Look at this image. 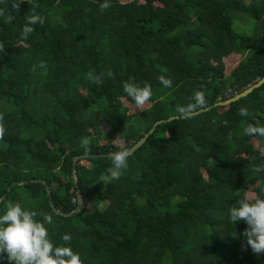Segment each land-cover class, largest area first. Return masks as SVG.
<instances>
[{
  "label": "trees",
  "instance_id": "trees-1",
  "mask_svg": "<svg viewBox=\"0 0 264 264\" xmlns=\"http://www.w3.org/2000/svg\"><path fill=\"white\" fill-rule=\"evenodd\" d=\"M247 1L110 0L101 11L104 0H23L19 9L12 7L18 0H0V113L6 127L0 214L6 203L19 202L37 219L41 212L50 215L49 238L59 246L69 234L83 264H264V253L242 247L246 223L229 217L247 190L264 198V170H254L264 167V138L243 134L250 123L264 125V81L214 106L264 77V0ZM33 11L45 22L32 25L24 39L21 31ZM235 13L255 21L257 32L232 31ZM246 50L224 74L222 58ZM91 70L103 73L101 84L86 79ZM161 75L171 87L158 80ZM130 77L149 83L153 93L133 117L121 111L120 101L135 104L123 90ZM197 90L205 91L206 111L155 126L122 176L101 180L112 166L106 154L118 150L113 135L130 147L156 121L178 116L177 106L191 102ZM241 107L248 116L239 114ZM98 120L108 127L106 135ZM84 138L90 140L88 155ZM80 155L75 187L71 160ZM15 181L26 183L7 192ZM76 189L82 211L55 215L49 201L59 212H71ZM90 200L104 207L85 212ZM0 264H9L6 254Z\"/></svg>",
  "mask_w": 264,
  "mask_h": 264
},
{
  "label": "clouds",
  "instance_id": "clouds-1",
  "mask_svg": "<svg viewBox=\"0 0 264 264\" xmlns=\"http://www.w3.org/2000/svg\"><path fill=\"white\" fill-rule=\"evenodd\" d=\"M23 0L12 5L13 8L19 9ZM111 7L110 0H104L99 5L101 11ZM13 17H7L8 22H11ZM45 18L33 11L27 16L26 23L21 31V36L27 39L34 31L32 25L43 24ZM5 50V46L0 42V52ZM40 68L46 69V64L40 62ZM37 65H33L35 71ZM89 82L101 84L103 82V73L97 75L95 70H91L85 74ZM111 71L108 76L112 77ZM158 80L164 87L172 86V80L166 78L164 75L158 77ZM123 90L130 97L137 108L143 111L144 106L152 98L151 85L145 82L143 85L136 82L134 78H129L123 82ZM205 91H195L191 102L187 105L177 106L176 112L178 118L193 119L198 110L206 106ZM241 116H248L249 112L246 108L239 109ZM5 116L0 113V140H2L6 133V127L3 123ZM243 134L246 136H254L264 138V125L248 124L243 128ZM119 136H117L118 138ZM117 138L113 141H116ZM90 140L84 138L82 140V147L84 154L88 155L91 151ZM132 155V148L118 145V150L109 154L112 166L106 170L105 175L101 176V180L105 183H110L114 179H119L123 171L128 167V158ZM264 156V152H261ZM255 171H262L264 167L258 166L254 168ZM42 220L37 219L38 213L36 211L26 210L19 202H8L5 205V211L0 214V258L6 259L9 264H83L78 253L74 252L70 246L71 236L65 234L62 236L63 244L57 246L49 238L48 228L46 224L52 223V217L43 212L39 213ZM230 222L236 224L243 221L247 228L243 232L246 238V245L242 247L246 250L250 247L252 252L259 255L264 253V198L259 196H252L246 192L242 198L237 201L235 206L229 208Z\"/></svg>",
  "mask_w": 264,
  "mask_h": 264
},
{
  "label": "rangeland",
  "instance_id": "rangeland-1",
  "mask_svg": "<svg viewBox=\"0 0 264 264\" xmlns=\"http://www.w3.org/2000/svg\"><path fill=\"white\" fill-rule=\"evenodd\" d=\"M122 3L128 2L130 0H119ZM245 3H247V0H243ZM251 1V0H249ZM231 30L234 31L236 34L239 35H253L257 32V27L258 24L255 21L250 20L248 17L241 15V14H232L231 15ZM250 51L246 50L244 51V54L241 55H236V54H230L226 57L222 58V62H223V72L224 74H227L229 72V70L242 58L245 57L249 54ZM121 101V111L131 115L132 117L134 115H137L139 112H141L140 110H137L135 104H129L128 102L124 101L123 99L120 100ZM149 106V104L147 103L144 106V109H146ZM143 109V110H144ZM97 126L99 127V129L101 130V132L106 135L107 134V130L108 127L103 123V121L98 120L97 122ZM117 137H115L114 135L111 137V140H115ZM111 143L114 146L123 144L122 141L120 140V138H117L116 141H111ZM80 164L84 165L85 167L88 165L85 161H81ZM59 174V173H57ZM247 194L252 195L253 196V192L252 190H247L246 191ZM104 202L98 203L95 200H90L89 205L87 207H85V212H89L92 211L94 208H103L104 207Z\"/></svg>",
  "mask_w": 264,
  "mask_h": 264
},
{
  "label": "water",
  "instance_id": "water-1",
  "mask_svg": "<svg viewBox=\"0 0 264 264\" xmlns=\"http://www.w3.org/2000/svg\"><path fill=\"white\" fill-rule=\"evenodd\" d=\"M264 81V77L261 78L259 81H257L256 83L252 84L251 86L247 87L245 90H243L242 92L234 95L233 97L231 98H228L226 100H223V101H220V102H217L214 104V106L216 105H226V104H229L230 102H233L235 100H237L238 98L240 97H243L245 96L246 94L250 93L251 90L253 88H257L262 82ZM207 108H204V109H201V110H198L197 113L199 112H202V111H206ZM196 113V114H197ZM178 119V116L175 115V116H170L166 119H163V120H158L156 121L155 123L152 124V126L148 129V131L146 133H144L135 143H133L130 148H132V153L145 141V139L148 137V135H150L155 126L159 125V124H162V123H166V122H170L172 120H176ZM110 154V153H109ZM109 154H106L107 157H109ZM96 156H101V155H92L91 157H96ZM85 156H74L72 157V160H71V180H72V183H73V186L76 187V184H75V177L73 175V172H74V169H75V163H76V160L78 159H81V158H84ZM30 181H36V182H39L40 184L42 185H45V181L43 180H30ZM26 181H15V182H12L7 188H6V191L8 192L10 187H13V186H17V185H22V184H25ZM44 190H45V194L46 196L48 197L49 199V190H48V187L47 186H44ZM4 196H1L0 197V200L3 199ZM75 199H76V204H75V208L71 211V212H68V213H63V212H59L58 210H56L54 208V206L52 205V203L49 201V207L51 208L52 212L57 215V216H60V217H70V216H75L77 214H79L84 205H83V201H82V197L81 195L79 194L78 190L76 189L75 190Z\"/></svg>",
  "mask_w": 264,
  "mask_h": 264
},
{
  "label": "built area",
  "instance_id": "built-area-1",
  "mask_svg": "<svg viewBox=\"0 0 264 264\" xmlns=\"http://www.w3.org/2000/svg\"><path fill=\"white\" fill-rule=\"evenodd\" d=\"M70 202L74 203L75 202V198H71Z\"/></svg>",
  "mask_w": 264,
  "mask_h": 264
}]
</instances>
